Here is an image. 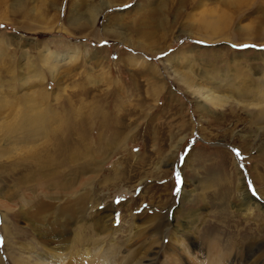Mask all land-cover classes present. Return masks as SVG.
Returning a JSON list of instances; mask_svg holds the SVG:
<instances>
[{
    "label": "rangeland",
    "instance_id": "obj_1",
    "mask_svg": "<svg viewBox=\"0 0 264 264\" xmlns=\"http://www.w3.org/2000/svg\"><path fill=\"white\" fill-rule=\"evenodd\" d=\"M209 70L216 79L209 78ZM175 71L191 75L192 86L218 93L253 87L256 77L263 80L264 0H0L3 114L32 92L42 109L57 113L61 125L86 129L90 156L96 159L88 163L86 175L92 176L94 196L101 201L90 202L88 214L106 205L116 208L115 233L101 245L113 246L110 251H118V257L134 252L137 261L146 262V252L155 257L154 264H169L174 253L167 257V244L172 235L179 236L174 227L192 218L189 235L198 241L200 254L178 241L184 264H216L209 258L210 244L226 255L244 238L264 240V207L242 206L239 190L245 186L264 196V130L254 132L253 108L233 103L199 107L192 86ZM226 74L232 83L218 82ZM1 116L0 145L20 152L5 140L2 126L9 118ZM9 160L0 158L4 262L61 264L62 258L41 249L37 231L18 212L34 207L18 193L22 175ZM256 165L259 182L252 177ZM65 172L73 178L76 173ZM154 211L161 216L151 222L170 218L171 223L166 237L154 235L157 243L147 222ZM118 257L109 264H119Z\"/></svg>",
    "mask_w": 264,
    "mask_h": 264
},
{
    "label": "bare ground",
    "instance_id": "obj_2",
    "mask_svg": "<svg viewBox=\"0 0 264 264\" xmlns=\"http://www.w3.org/2000/svg\"><path fill=\"white\" fill-rule=\"evenodd\" d=\"M214 73V70L209 72L210 79H216ZM175 75H177L187 87L192 86L190 79L191 75L189 77L187 72H181V74L176 72ZM203 75H205V73ZM229 75L230 74H226L224 79L217 81L220 83L229 81L228 84H231L232 78L230 79ZM261 78L256 77L258 80H256L253 87H245V85H243L234 88L233 86L234 89L228 90L229 92L227 91L226 93H218L215 88L196 85L192 86L191 89L193 88L192 92L198 98L199 107H203L204 109L208 108V103L218 106L233 103L239 106L243 105V107L253 108L254 111L249 112L251 126L254 127V132L258 134L261 129L264 130V79L262 80ZM254 80L255 79H251L253 82ZM240 96H243L244 100H242L243 97L240 98ZM5 99H0V101L2 102V100ZM5 103L7 105V101H4L3 106L2 104L0 106V117L4 115V118H9V121L2 126L3 131L4 129L7 131L4 137L9 143L12 142L11 144L13 147H18L20 152H16V150H14L15 148L11 149L10 146L3 147L0 145V158H9L13 170H15L16 173L18 172V175H22L21 177L15 176L19 178L17 182L19 186L18 193L20 192L23 194L24 203L29 199L34 209L33 211L25 210L24 212V208L20 207L18 212L21 213L28 221V224L37 231V243H39L41 249L45 253L52 257L62 258L59 259L62 261L61 264H109L110 259L113 258L114 255L118 257L119 253L118 251H110L113 246L104 248L101 242L109 241V238L115 233L114 210H116V208L115 206L111 207L106 205L101 209L98 207L96 212L93 211L95 213L88 214L89 203L95 201L97 205H99L101 201L100 197L97 199L94 196L93 188L91 187L92 176L86 175V171L89 168L88 163L96 160L94 159L95 157L93 158L90 156L91 151L86 141V129L78 126L77 130V126L71 128V125L68 124L65 127L64 124L61 125L57 113L49 108L42 109L39 105L40 103L37 104V95L34 93L32 94V92L22 94L19 97V102H16L18 106L12 105L11 107L16 108L12 109V112L8 114H3L2 107L5 106ZM74 114L78 113L74 111ZM64 115H67V113ZM58 122L61 126H56L57 128H55V124ZM60 127L61 129H58ZM73 129H75V133H73ZM250 136H253V133H251ZM248 139L249 138H246L245 141H248ZM6 144H8V142ZM261 157L262 163L264 164V147ZM80 161L83 163H80ZM95 168L96 165L92 167L91 170ZM49 169H52V172L50 171L49 174H47ZM66 169L76 172L74 178L73 174H69L68 172L62 175ZM254 170L255 171L252 172L253 181H261L262 177L260 175L262 173L260 172L259 165H256ZM43 176H48L50 178L49 180H53V182L51 184L46 183ZM115 177H117V175H115ZM109 178L110 176L107 177V180ZM244 180L245 179L242 177L243 183H245ZM50 186L52 187L51 189L49 188ZM30 187H32V189ZM239 190L241 195H243L242 203H240L242 206L244 204L247 206L253 204L258 207H264V196L260 197L261 194L260 196L252 194V191L245 186L241 187ZM25 191L30 193L28 198L24 197ZM2 196L3 194H1L0 197ZM36 198L37 204H35ZM5 202L0 199V209L4 207V205L6 206ZM160 216V211H154V214L150 216L151 219L147 221L150 222L148 228L153 233H150L152 234L151 236H153V238H151L152 243H157V238L154 237L156 233L162 235L165 233L162 237L168 235L166 233L171 224L169 223L170 218H167V221H165V218L164 221L153 223V221H158ZM133 218H135V215ZM153 218L154 220L151 222ZM190 219H186L181 225L174 227L176 230L175 235L179 233V236L175 238L174 235H172L167 244V257L168 255L170 257V255L174 253V256H172L171 259L169 258V264H184V250L177 244L178 241L179 243L180 241L182 242V239L185 241L187 248H192L191 253L194 252L198 256L200 254V247L197 246L198 241L196 242V239H191L189 235V231L193 228V220ZM85 220H90L91 223L86 224L89 221L85 223ZM5 223L6 220L4 218L3 227L6 225ZM161 227H165V232ZM144 228L145 227H143V229ZM72 231H75L73 236L71 235ZM20 232H22L20 228L16 230L14 239ZM130 240L131 239H129V241ZM243 240L244 241L240 243L241 248L236 247L233 254L230 252V254L227 253L226 255L222 253L219 247L217 248L210 244L211 250H209V258L216 264H264V240L257 238L248 240L244 238ZM128 246L134 247V242L132 241ZM187 248H185V251ZM101 250H103V252H100ZM169 250L171 252H168ZM150 256L151 254L145 252L144 258L146 257V262H143V259L137 261L138 258L135 259L136 255H134V252H130L128 256L125 257L122 255L117 259L119 264H133L134 261V264H154L155 257L150 258ZM54 262L57 261L54 260ZM0 264H5L1 252ZM16 264L29 263L18 258ZM37 264H49V262L41 260L37 262Z\"/></svg>",
    "mask_w": 264,
    "mask_h": 264
},
{
    "label": "snow or ice",
    "instance_id": "obj_3",
    "mask_svg": "<svg viewBox=\"0 0 264 264\" xmlns=\"http://www.w3.org/2000/svg\"><path fill=\"white\" fill-rule=\"evenodd\" d=\"M244 47H248L247 45H245ZM236 155L239 157L240 156V152L237 150ZM177 179L179 180V174H177ZM3 244V237H0V245Z\"/></svg>",
    "mask_w": 264,
    "mask_h": 264
}]
</instances>
